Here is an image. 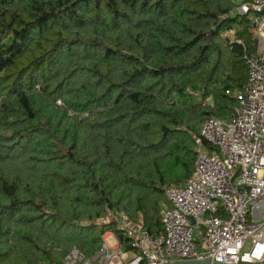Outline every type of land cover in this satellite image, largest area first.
I'll list each match as a JSON object with an SVG mask.
<instances>
[{
  "label": "trees",
  "instance_id": "trees-1",
  "mask_svg": "<svg viewBox=\"0 0 264 264\" xmlns=\"http://www.w3.org/2000/svg\"><path fill=\"white\" fill-rule=\"evenodd\" d=\"M252 1L0 0V264L91 257L106 232L132 251L121 215L164 233L165 187L238 104Z\"/></svg>",
  "mask_w": 264,
  "mask_h": 264
},
{
  "label": "built area",
  "instance_id": "built-area-1",
  "mask_svg": "<svg viewBox=\"0 0 264 264\" xmlns=\"http://www.w3.org/2000/svg\"><path fill=\"white\" fill-rule=\"evenodd\" d=\"M236 12L252 13L261 47L244 52L248 75L243 88L234 92L238 104L232 117L204 121L192 176L183 184L165 187L170 206L162 210L164 233L152 236L142 223L121 215L117 219L131 254L115 234V246L104 234L95 255L87 257L73 247L63 264L264 262V0L242 4ZM202 139L219 152L210 154Z\"/></svg>",
  "mask_w": 264,
  "mask_h": 264
},
{
  "label": "water",
  "instance_id": "water-1",
  "mask_svg": "<svg viewBox=\"0 0 264 264\" xmlns=\"http://www.w3.org/2000/svg\"><path fill=\"white\" fill-rule=\"evenodd\" d=\"M259 39H255V50L257 49ZM170 264H264V262H241V263H229V262H220V261H211V260H179Z\"/></svg>",
  "mask_w": 264,
  "mask_h": 264
},
{
  "label": "rangeland",
  "instance_id": "rangeland-1",
  "mask_svg": "<svg viewBox=\"0 0 264 264\" xmlns=\"http://www.w3.org/2000/svg\"><path fill=\"white\" fill-rule=\"evenodd\" d=\"M119 220H121L120 217H118ZM105 235H107L106 237V241L109 245L111 246H115L117 244V239L114 236L113 232H107L105 233ZM199 249L201 248L200 246L198 247ZM129 253L131 254V251H129Z\"/></svg>",
  "mask_w": 264,
  "mask_h": 264
},
{
  "label": "crops",
  "instance_id": "crops-1",
  "mask_svg": "<svg viewBox=\"0 0 264 264\" xmlns=\"http://www.w3.org/2000/svg\"><path fill=\"white\" fill-rule=\"evenodd\" d=\"M234 34V31L233 30H229V31H227L226 32V35H233ZM257 38V37H256ZM255 38V39H256ZM241 42V41H240ZM260 47H261V45H260V43L258 42V45H257V49L255 50V41H254V51H257V50H259L260 49ZM107 233V232H106Z\"/></svg>",
  "mask_w": 264,
  "mask_h": 264
}]
</instances>
